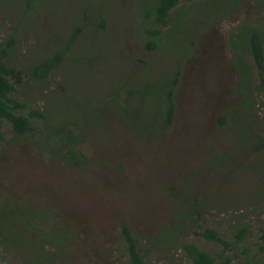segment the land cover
<instances>
[{
	"label": "rangeland",
	"instance_id": "374dc122",
	"mask_svg": "<svg viewBox=\"0 0 264 264\" xmlns=\"http://www.w3.org/2000/svg\"><path fill=\"white\" fill-rule=\"evenodd\" d=\"M26 1L0 0V37L18 33L22 46L23 54L18 48L15 51L18 59L15 64L24 75L21 100L27 97L32 106L38 104L43 109H52L51 101L57 102L61 94L59 88L66 80L71 87V81L78 82L82 91L74 92L81 97L84 93L95 97L92 116L98 118L103 129L96 136L86 133L82 136L81 147L95 163L74 168L42 152L35 141L39 136L34 135V141L10 140V124L3 123L0 199L8 196L19 204L31 200L41 208H50L53 217H59L63 223L71 222L77 230L71 254L73 261L77 264H122L118 252L122 249L120 224L123 221L137 235L144 236L138 237L145 241L146 236L157 232L164 222L173 224L169 205L174 202L167 196V190L180 193L184 176L198 169L204 157L215 149L230 152V171L236 168L237 175L224 171L214 176L211 182L214 184L210 185L206 179L208 170L203 171L204 176H200V172L198 179L195 176L191 180L193 193L200 192L202 199L211 198L212 201L215 199L207 190L221 197L242 196L241 199L254 198L261 193L257 190L260 170L264 171V152L249 154L253 141L236 148L239 140H235L234 134L239 131L218 128V118L233 111L241 101V95L235 93L240 72L233 64L235 53L230 47L231 35L247 18H258L260 14L264 19L259 0H242L231 14L223 13L220 21L204 27L198 37V49L183 67L175 94L178 112L174 123L167 135L154 140H142L137 133L128 130L125 111L111 102L122 87L121 80L125 79L126 85L142 65L139 60L135 64L125 59V51L128 49V53L141 58L149 57L137 41L130 42L133 31L128 25V0H34L36 6L22 17ZM98 8L115 17L107 32L102 33L89 25L75 42L73 55L49 74L46 87L44 82L41 84L43 90H29L27 95L24 87L35 89L30 83L24 85L32 81L28 77L29 66L52 56L83 21L96 22ZM12 18L22 19L21 27L28 29L19 26L16 31ZM190 21L187 28L197 31L200 26ZM167 59L162 55L151 59L138 77L143 82H154L171 65ZM53 91L55 94L51 98ZM103 106L107 109L106 115L101 112ZM261 115L264 117V106ZM115 161H121L120 169L114 167ZM206 214L225 242L235 225H248L251 241L258 240L264 228V204L260 202L240 208L238 202L231 206L222 204L220 199L206 209ZM200 223L204 222L200 220ZM200 230L198 227L197 231ZM194 240L213 253L220 252L225 244L202 237H194ZM246 244L247 238L235 245H225V255L236 262V256ZM46 248L51 249V246L47 244ZM181 259L176 264H189L187 258L184 262ZM21 261L20 257L14 264H21ZM152 261L162 264L155 256Z\"/></svg>",
	"mask_w": 264,
	"mask_h": 264
},
{
	"label": "trees",
	"instance_id": "16d2710c",
	"mask_svg": "<svg viewBox=\"0 0 264 264\" xmlns=\"http://www.w3.org/2000/svg\"><path fill=\"white\" fill-rule=\"evenodd\" d=\"M189 1L191 3H188ZM259 1L264 9V0ZM128 2L130 12L128 25L133 31L130 42L137 41L149 57L141 58L139 55L128 53V49L125 51V59L133 63L139 60L142 65L139 71L135 72V76L126 81V85L125 79L121 80L122 87L118 89L111 102L113 106L117 104L125 111V126L128 130L137 133L142 140H154L167 135L174 123L178 112L175 94L185 63L198 49L199 34L204 27L220 21L223 13L231 14L243 1L128 0ZM34 6H36L34 0H27L22 17L26 16ZM96 13L98 15L96 22L83 21L67 36L58 51L29 66L28 77L32 81L24 85L30 83L35 89L24 87L26 93L29 90H43L46 87L49 74L66 62L72 54L71 51L78 37L89 25H94L102 33L107 32L115 19L114 15L100 8ZM12 20L17 28L16 31L19 26L21 29H28L21 27L22 19L17 21L12 18ZM189 21L200 26L197 31L187 28ZM230 47L235 53L233 64L240 72L235 93L241 95V101L234 106L233 111L218 118V128L239 131L237 135L234 134L235 140H239L235 143L236 148L253 141L254 146L249 154L262 153L264 152V117L261 115L264 106L263 16L258 14V18H247L235 27L231 35ZM17 48L22 53L18 33L9 37H0V146L5 138L3 123L7 122L10 124L9 130L12 134L10 140L34 141V135L39 136L40 139L35 141L40 150L60 163L74 168H83L95 163L81 147L84 133L96 136V133L102 132L100 129H103L98 118L92 116L95 97L92 98L87 93L81 97V94L78 95L74 91H82V85L79 86L80 83L71 81L73 84L71 87L69 81L65 79L67 82L59 88L58 92L61 94L57 102L51 101L52 109L48 107L43 109L38 104L32 106V101L27 97L21 100L24 93L20 87L24 75L22 69L15 64V60H18L15 52ZM161 55L167 57L171 65L162 71L154 82H143L138 75L151 59H157ZM44 82L43 87L41 84ZM54 94L53 91L51 98ZM100 104L103 105V101H100ZM102 108L101 112L106 115V107ZM129 112L133 113L128 115ZM98 129L100 131L96 132ZM204 159V163L198 169L188 172L181 180L182 186H180L183 190L180 193L167 190V196L174 202L169 205L173 224L164 222L157 232L147 235L145 241L138 237L144 238V236L140 233L137 235L125 221L121 222L122 249L118 252V257L122 264H154L153 256L162 261V264L179 263L181 257L182 262L187 258L189 264H264V228L259 239L251 241L248 225L244 223L235 225V229H232L225 242L218 227L210 224L206 214V209L211 208L214 202L220 199L225 205L232 206L238 202L240 208L251 207L252 203L264 204V171L260 170V187L257 190V193L261 192L258 194L259 198L256 196L241 199L242 196L223 195L221 197L206 189L215 201L211 198L204 200L200 192H192L191 180L200 172V176H204L203 171L208 170L206 179L209 180L210 185L214 184H211L213 177L219 176L224 171L237 175L236 168L230 171L232 166L229 151L215 149ZM114 167L120 169L121 161H115ZM199 177L197 176V179ZM228 208L234 209L230 206ZM200 220L204 223H200ZM198 227L201 228L199 232ZM76 236L77 230L72 223L69 221L63 223L59 217L54 218L48 207L41 208L31 200L19 204L8 196L0 199V245L2 246L0 264H14V261L20 257L21 264H77L71 256L73 239ZM194 237L224 242V248L220 252L213 253L200 246ZM245 238L248 244L239 256H236V262H232V257L225 255V245L230 243L235 245ZM47 244L51 249L46 248Z\"/></svg>",
	"mask_w": 264,
	"mask_h": 264
}]
</instances>
